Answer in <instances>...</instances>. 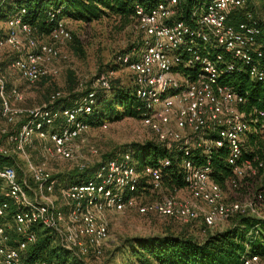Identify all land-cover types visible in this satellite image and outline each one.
<instances>
[{"label": "built area", "instance_id": "built-area-1", "mask_svg": "<svg viewBox=\"0 0 264 264\" xmlns=\"http://www.w3.org/2000/svg\"><path fill=\"white\" fill-rule=\"evenodd\" d=\"M20 1L0 0L14 5ZM183 1L158 0L149 10L137 5L144 45L136 58L119 59L134 75L135 94L143 103L138 109L143 111V126L180 157L186 186L174 192H166L163 185V169L171 166L170 159L139 169L131 151L98 161L88 180L56 185L55 162L76 159L78 141L91 128L84 119L93 112L96 92L58 112L48 104L24 106L26 94L14 78L34 85L59 76L58 64L69 59L63 47L73 37L70 20L63 16L64 6L48 11L52 30L39 37L21 5L2 23L0 51H13L15 57L8 72L0 57V138L5 142L0 144V158L14 161L0 165V193L13 206L0 204V264H56L27 261L40 228L49 230L79 261L98 263L109 247L107 213L136 211L182 223L202 219L204 231L237 214L264 219V194L227 202L212 178L210 161L215 150L228 152L234 186L264 168L263 160L246 157L243 149L250 133L261 134L264 140V109L242 110L249 103L248 93L221 82L246 72L252 81L264 84L261 22L247 0H203L193 6L187 23L177 18ZM241 10L245 21L230 24V16ZM97 82L110 88L106 76ZM63 97V92L54 93L50 104ZM90 153L96 155L98 149L91 147ZM88 163L81 159L77 167L86 170ZM181 190L190 197L178 196ZM145 195L160 197L146 201ZM242 264H264V257L252 255Z\"/></svg>", "mask_w": 264, "mask_h": 264}, {"label": "trees", "instance_id": "trees-1", "mask_svg": "<svg viewBox=\"0 0 264 264\" xmlns=\"http://www.w3.org/2000/svg\"><path fill=\"white\" fill-rule=\"evenodd\" d=\"M199 1L203 0H184L180 4V12L177 18L191 23L192 8ZM247 1L249 9L254 13L251 1ZM157 3L158 0H22L16 2L15 5L2 4L0 2V23L6 21L15 9L24 5L28 10L26 19L35 29L37 35L41 37L43 34L48 35L53 27V23L47 19L48 11L64 6L63 16L70 20L71 25L77 24L81 31L91 25L106 26L112 33L117 34L128 30V37H130L132 42L128 47L120 51L117 58L118 62L123 65L119 60L120 58L128 55L132 59L136 58V55L144 45L145 36L137 28L138 22L135 7L142 5L149 10ZM244 21L245 10L235 12L229 19V23L235 26ZM261 27L263 32L258 37V40L263 44L262 48L264 50V24L261 23ZM76 31L73 27L72 40L67 44L73 42L75 54L81 56L85 54L84 44L79 35L76 34ZM14 57L15 53L13 51H4L1 56V65L4 71L8 72V67ZM102 76L105 75H99V78ZM54 78L56 77H46L37 83ZM69 81L71 82L70 90H75L73 88L75 77L72 72L69 75ZM221 82L234 87L236 90L248 93L249 103L243 106L242 110L250 111L253 107L264 109V84L252 81L246 72L224 77ZM111 90V99L109 101L101 100L99 103L100 109L97 112V90L95 88H86L84 91L82 90L81 94L73 95L76 100L69 103V93L56 90L49 95L46 101L38 106L48 104L50 110L58 112L64 108L75 106L85 96L95 91L96 104L93 112L84 119L90 127L103 126L107 122L113 123L126 118L138 120L143 118V111L138 110L143 106V103L137 98L135 85L132 81L124 85L119 80H116L112 83ZM58 91L63 92L64 97L50 104L51 96ZM24 106H26V101ZM16 127L18 125L11 126V128ZM2 143H5L4 139L0 138V144ZM35 143L39 145L38 140ZM243 149L246 157L254 159L258 156L264 161V140L261 134H248L243 143ZM125 151L133 153L139 169L145 165L155 167L161 161L170 159L172 161L171 166L163 169L164 190L166 192H174L176 189L185 188L186 184L180 157L174 149H168L155 136L146 141L133 143L131 148ZM125 151H121L118 154ZM118 154L107 155L103 157L102 161L114 158ZM227 156L228 152L225 149H219L212 153L210 159L213 168V180L220 185L226 195L227 193L232 195L230 199H227L225 195L226 201H244L241 200V195H244L245 200L255 199L259 194H264V168L259 171L257 176L245 177L239 181L237 186H234L232 183L234 178L233 170L227 162ZM3 164L13 165L14 161L9 158H0V165ZM96 166L86 170H80L75 167L64 179L62 178L61 185L66 186L74 182L88 180L92 177ZM147 189H149L148 186ZM145 192L149 193V191ZM145 196H150L153 199L160 197V195ZM3 202H8L11 205L10 209H13L11 199L7 195L0 193V204ZM138 214L141 216H158L154 214ZM164 218H166V223L162 225V232L159 235L133 237L127 240L124 248L129 252L128 264H242L243 259L252 255L264 257L263 218L237 214L216 229H207L206 231H204L205 225L202 221L197 226L199 220L182 223L173 217ZM195 228H198L199 232ZM37 260H47L56 264H85L65 251L49 230L41 228L38 229L37 243L30 246L27 251L28 262L31 263ZM87 264L95 263L90 261Z\"/></svg>", "mask_w": 264, "mask_h": 264}, {"label": "rangeland", "instance_id": "rangeland-1", "mask_svg": "<svg viewBox=\"0 0 264 264\" xmlns=\"http://www.w3.org/2000/svg\"><path fill=\"white\" fill-rule=\"evenodd\" d=\"M254 10L255 17L264 24V0H250ZM74 25V26H73ZM69 25L78 29L76 34L79 35L84 44V52L81 56L75 54L74 43L65 44L63 50L68 54L69 59L66 62H60V74L54 79L45 80L34 85H28L22 79L14 78L15 82L23 89L26 94V106H38L46 101L49 95L61 90L69 93V102L75 101V94H81L86 88H95L97 90L98 107L100 109V101L111 99V85L116 80L126 85L129 81L134 83L133 73L117 60L120 51L131 44L128 33L121 34L112 33L106 26L91 25L85 30H79L77 24ZM2 23H0V27ZM4 51H0V57ZM116 67H115V65ZM113 67V68H112ZM118 67V68H117ZM73 73L75 77V90H70L69 75ZM99 75H105L110 81V88L104 89L100 85ZM13 79V78H12ZM152 132L143 126L141 120L134 118H126L113 123L107 122V127L102 125L91 127L90 130L83 135L78 141L79 151L74 160H59L55 162L54 179L56 185L61 184L62 178L77 167L81 159L85 163L89 161L88 169L94 168L96 163L107 155H115L121 151L131 148L133 143L146 141L153 138ZM84 140V142H82ZM98 149V154L90 153V148ZM227 199L232 195H226ZM148 200L153 198L146 196ZM240 198V197H239ZM241 200H245L241 195ZM106 219L109 222L110 238L109 247L105 256L95 264H128L129 252L124 248L128 239L133 237L156 236L162 232L163 224L166 218L158 216H141L135 211H125L122 213H107ZM199 219L197 226L201 224ZM182 226L179 223H176ZM197 232L198 228H195Z\"/></svg>", "mask_w": 264, "mask_h": 264}, {"label": "crops", "instance_id": "crops-1", "mask_svg": "<svg viewBox=\"0 0 264 264\" xmlns=\"http://www.w3.org/2000/svg\"><path fill=\"white\" fill-rule=\"evenodd\" d=\"M180 194L181 195H178V196L183 197V198H189L190 197L189 193L187 191H185V190H181Z\"/></svg>", "mask_w": 264, "mask_h": 264}]
</instances>
